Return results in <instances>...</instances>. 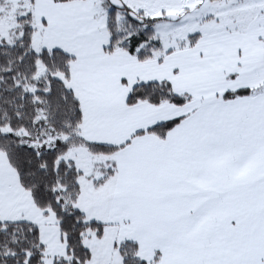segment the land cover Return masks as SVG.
I'll return each instance as SVG.
<instances>
[{
    "label": "snow or ice",
    "instance_id": "obj_1",
    "mask_svg": "<svg viewBox=\"0 0 264 264\" xmlns=\"http://www.w3.org/2000/svg\"><path fill=\"white\" fill-rule=\"evenodd\" d=\"M0 264H264V0H0Z\"/></svg>",
    "mask_w": 264,
    "mask_h": 264
}]
</instances>
